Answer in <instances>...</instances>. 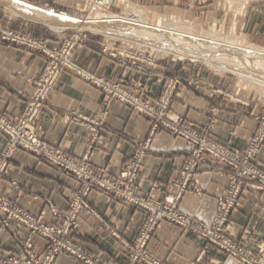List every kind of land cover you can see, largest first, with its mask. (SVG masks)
Segmentation results:
<instances>
[{
    "label": "crops",
    "instance_id": "crops-1",
    "mask_svg": "<svg viewBox=\"0 0 264 264\" xmlns=\"http://www.w3.org/2000/svg\"><path fill=\"white\" fill-rule=\"evenodd\" d=\"M14 1L66 15H84L81 7L86 4V0H30L38 5L36 6L24 0ZM0 23L25 30L24 32L39 33L41 37L48 39L51 45L58 44V36L30 20H12L2 8ZM242 23L249 38H263L264 1L252 3L248 8V17ZM74 61L80 68L98 75L115 77L125 74L129 83H143L147 88V96L151 98L159 96L166 79L179 68L178 63L159 61L151 72L133 69L103 53L102 38L91 34H87L86 42L76 51ZM45 66L44 56L10 44L2 40L0 35V109L8 118H13L23 111L33 91L31 80L41 75ZM191 74L206 77L209 82L228 90L226 81L209 75L206 71L192 70ZM106 100L107 96L101 90L81 76L69 70L64 71L40 118V132L47 141L59 146L73 158L78 159L88 152L93 166L106 167L112 174H116L130 159L135 146L148 140L151 123L129 106L112 100L107 108L108 116L103 123L97 125L100 138L94 147L88 150L90 127L101 121V113L106 109ZM215 106H220V109L212 127L214 137L233 149L244 151L256 126L252 117V112L257 109L254 106L228 101L225 103L222 102L221 96L211 97L202 89L183 84L171 110L201 128ZM6 142L7 137L0 132V149ZM185 157L186 147L181 138L165 131L156 133L151 138L147 155L138 173L139 185L143 190H147L153 183H157L160 188L159 196L163 195L167 182L176 178ZM257 162L264 168V148ZM213 168L212 164L200 166L196 185L203 190V196L188 193L180 204L181 212L196 216L204 222L214 219L217 210L216 199L224 192L227 184L226 171L212 172ZM9 174L23 188L19 204L35 214L40 212L43 202L39 197L34 199L31 192L50 195L58 208L65 210L69 192L77 185V182L59 167L40 161L33 153L21 149L17 150L11 159ZM0 191L10 198L18 196L17 189L11 188L8 181L0 184ZM92 200L99 214L112 226H116L124 238L130 239L139 231L144 216L134 206L101 193H94ZM23 233L29 235L27 230H23ZM227 233L230 238L243 242L252 250H256L257 245L264 242L263 191L253 188L243 190L241 205L233 211ZM75 237L80 244L88 247L109 264L127 263L125 247L95 216L86 212L81 214V224ZM32 239L37 248H44L45 243L41 237L32 234ZM203 245V240L193 231L163 222L158 225L149 248L167 264H190L202 251ZM0 252L23 254L13 229L2 230L0 227ZM56 264L76 263L68 257H60ZM198 264L242 263L218 248L209 246Z\"/></svg>",
    "mask_w": 264,
    "mask_h": 264
},
{
    "label": "built area",
    "instance_id": "built-area-1",
    "mask_svg": "<svg viewBox=\"0 0 264 264\" xmlns=\"http://www.w3.org/2000/svg\"><path fill=\"white\" fill-rule=\"evenodd\" d=\"M115 1L91 0L89 5H92V10L86 18L98 19L97 16H119L125 13L124 11L116 13L112 10ZM129 2L123 0L121 3L129 7ZM162 20L165 21L164 18ZM67 31H70V28L58 32L57 34L60 35L58 44L51 45L46 38L36 37L32 33L0 24L2 40L39 53L46 60L42 74L31 80L33 91L23 111L13 118H8L0 109V132L7 137L5 146L0 149V184L8 181L11 188L17 189L18 192L17 197L10 198L0 191V227L2 230L13 229L23 250L22 255L0 252V264H56L60 257H68L76 264H109L77 241L75 234L80 227L83 212L98 218L100 223L125 247L126 264H167L149 248L158 225L163 222L191 230L203 240L202 251L190 264H198L209 246L218 248L242 264H264V242L258 244L256 250H252L243 242L230 238L227 233L232 213L241 205L243 190L253 188L264 192V168L257 162L264 148V111L256 109L252 112L256 126L249 138L247 148L244 151L233 149L216 140L212 133L218 111L223 104L211 109L208 120L201 128L171 110L183 84L202 89L211 97L221 96L222 102L249 106V103L241 97L236 100L231 96L228 97L229 94L223 87L209 82L206 77L191 74L192 70L205 72L204 68L197 64L198 59L179 58V62L173 59L172 62L178 63L179 68L166 79L159 96L151 98L147 96V88L143 83H129L125 74L115 77L98 75L80 68L74 61L76 51L87 40V34L101 37L103 53L136 70L152 71L158 61L151 53L142 50L129 52L134 42L129 44L123 39L90 30L72 28L71 32L67 33ZM126 45H130L128 49ZM67 70L81 76L107 96L106 109L101 113V121L90 127L87 138L88 150L92 149L100 138L98 126L108 116L107 108L112 100L129 106L151 123L148 140L135 146L130 159L116 174H112L106 167L93 166L88 152L78 159L73 158L59 146L47 141L40 132V118L46 103L60 75ZM239 91L241 90L237 91V96ZM162 131L169 132L184 141L186 157L176 178L167 182L164 194L159 196L160 188L157 183L143 190L137 179L151 138ZM20 149L33 153L40 161L59 167L77 182L69 192L65 210H60L50 195L34 191L31 192L34 199L39 197L43 202L40 212L32 213L29 208L19 204L18 200L23 188L10 176L9 166L15 152ZM204 164H212L214 167L212 172L227 173L226 188L216 199L217 210L211 222H204L180 210V204L186 194L195 193L203 196V190L196 185V179L200 166ZM94 193L106 194L114 200L134 206L144 216L139 231L130 239L124 238L117 227L112 226L96 210L92 200ZM23 230H27L29 235H25ZM32 234L42 238L45 243L44 248H37Z\"/></svg>",
    "mask_w": 264,
    "mask_h": 264
},
{
    "label": "rangeland",
    "instance_id": "rangeland-1",
    "mask_svg": "<svg viewBox=\"0 0 264 264\" xmlns=\"http://www.w3.org/2000/svg\"><path fill=\"white\" fill-rule=\"evenodd\" d=\"M24 1H28L29 3L38 6L37 4L33 3L30 0H24ZM90 1L91 0H86L85 1L86 4L81 7L84 15H69V16L62 15V16L75 20H83V19L89 20L90 17L86 18V16L92 10V5H89ZM129 1H130L129 7L126 5L124 6V4L121 3L123 2V0L115 1L114 8H112V10L116 13H121L123 11L125 12L122 15H119L118 17H122L124 15V16H128V18L130 17V19L135 18L140 22L144 21V18H146L145 20L146 22H144L143 26L140 27V29H142L143 32H148L150 34L151 33L150 31L160 32L161 29V32H163L166 37L170 36L169 39H171L172 41H174L175 39L178 45H182L190 49H199L203 47L200 46L199 44H197V46H193V42L196 40L195 38L192 39L193 36V37H197L200 40V42L205 45L204 49H209L207 45L210 44L212 45L214 42H217V41H212V39L216 40L222 37L223 38L228 36L232 37L234 39L233 41L236 43H232L231 47H227V46H220V47L232 49L230 52H228L229 55L231 54L235 56V58L237 59L236 62L238 63V65L241 67L242 70L244 69L246 70L247 68L249 70H252L250 71V73L247 72V75L241 76L229 70L228 71L221 69L217 70L214 68L215 66L213 64L208 63V61L203 59H198L199 61L197 62V64L202 66L209 75L215 76L217 78H221L222 81L227 82L229 86H228V90L225 91L226 93L229 94L228 97L231 96V98L234 100H236V98L238 97H241L243 100H246L251 107L254 106L258 110L264 111V51L261 52L260 55H257L258 59L260 58V61H256L252 59V57L249 59L245 55V54H250L247 53V51L251 47L261 46L264 48V37L263 38L259 37L258 39L249 38L246 35V32L244 31V25L242 23L244 19L248 17L249 6L252 5V3L254 2H262L264 0H248L244 7H242L239 4V0H129ZM125 3H127V1H125ZM135 4L139 5L140 7H137ZM29 6L32 7L31 5ZM133 6L136 8L135 9L132 8ZM8 7L9 6L7 4V0L4 1L0 0V8H2L4 10V13L9 18H12V20L22 19V18L25 20H30L32 22H35V24L42 26L45 30H47V32L52 33L56 36H60L58 35L59 34L58 32H60V30H54L44 23L33 21L25 17H18L11 10H9ZM45 11L57 15V13L54 11L51 10L47 11V9ZM136 14L138 17L135 16ZM161 17L165 19V21L162 20L163 23H165L168 26V28L172 30H168V29L163 30L162 28L157 26V20L158 18ZM0 24L4 25L2 23ZM4 26L9 27V25H4ZM127 26H128L127 31L129 33L131 31H132L131 33L133 34L136 33L134 31L136 30V28H134L133 25L128 24ZM129 27H133V28L129 29ZM149 27L152 28L148 29ZM72 28H70V31H67V33L71 32ZM80 29L86 31L90 30L92 32L96 31V30L93 31V29L88 27L87 28L82 27ZM136 34H138V32ZM110 35L111 36L109 35L107 36L123 39L129 44H131V42H134L142 47L140 48V46L132 43L129 52H131V50L147 51L151 53V55L154 56L158 62L167 61V60L172 62L173 59L179 62L180 60L179 58L173 57L169 54L163 52H157L155 51V49L149 47L152 45L157 48V46L160 44L156 42L153 37H149L146 34L141 36V38L144 39L143 40L144 43H146L144 45L139 43L138 41L126 39L125 37L119 36L120 34L111 33ZM152 35L153 34L151 33V36ZM164 41H168V40H164ZM129 46L130 45H126V48L128 49ZM249 56L250 55H248V57ZM226 57L228 58V56ZM241 57H243V59ZM190 58L192 57H187L186 60H191ZM239 89L241 91H239V95L237 96L236 93Z\"/></svg>",
    "mask_w": 264,
    "mask_h": 264
},
{
    "label": "bare ground",
    "instance_id": "bare-ground-1",
    "mask_svg": "<svg viewBox=\"0 0 264 264\" xmlns=\"http://www.w3.org/2000/svg\"><path fill=\"white\" fill-rule=\"evenodd\" d=\"M4 1V0H3ZM248 0H239V4L244 7L245 4L247 3ZM7 4L9 6V10H11L14 14L31 19L33 21L41 22L46 25H48L50 28L54 30H63L66 28H72V27H77V28H91L96 30V33H101V34H106L111 36L110 34H120L119 36L125 37L126 39H131L138 41L141 44H146L144 43V39L141 38L143 35H148L149 37H153L156 42H158L160 45L157 46H149L152 49H155L157 52H163L166 54H169L173 57L176 58H187V57H192L193 59H203L208 61V63L213 64L215 69L219 70H225V71H232L235 72L238 75H247V72L250 73L248 68L245 70H242L241 67L238 65L236 62V58L233 55H229L228 52H230L232 49L229 48H222L220 46H227L231 47L232 43L234 42L233 38L228 36V37H222L220 39H212V41H217L214 42L212 45H207L209 49H204L205 45L200 42V40L197 37H193L192 39H196L193 42V46H197L199 44L200 46H203L199 49H190L188 47H184L182 45H178L174 39L172 41L170 36L166 37L163 32H156V31H150L153 35L151 36V33L149 34L148 32H143L142 29H140L141 26H143L144 22H146V18H144V21L140 22L136 20L135 18H128V16H111V15H103V16H97L98 19H92L90 17L89 20L83 19V20H75L67 17H62L55 15L51 12H46L38 8L30 7L29 5L17 2V1H7ZM136 8V7H132ZM131 8V9H132ZM244 9V8H243ZM131 12V11H129ZM134 13V12H133ZM132 13V14H133ZM140 13V12H139ZM142 13V12H141ZM137 16V14L135 15ZM138 17V16H137ZM94 18V17H93ZM139 19V18H138ZM140 20V19H139ZM133 25L136 30H134L138 34H133L129 33L127 31L128 26L127 25ZM136 25V27H135ZM157 26L162 28L163 30H172L168 28V26L163 23L162 18H158L157 20ZM179 26V25H178ZM129 27V29L133 28ZM152 27H149L148 29H151ZM133 30V29H132ZM147 30V29H146ZM141 33V34H140ZM115 36V35H114ZM198 36V35H196ZM159 40V41H158ZM168 40V41H164ZM170 40V41H169ZM238 40V39H237ZM236 41V40H235ZM165 42V43H164ZM194 48V47H193ZM221 48V49H219ZM250 50V51H249ZM264 51V48L261 46H254L248 49L247 53L250 54H245L247 58H251L260 61V58L258 59L257 55H260L261 52ZM248 55H250L248 57ZM228 56V58L226 57ZM243 59V57H241Z\"/></svg>",
    "mask_w": 264,
    "mask_h": 264
},
{
    "label": "trees",
    "instance_id": "trees-1",
    "mask_svg": "<svg viewBox=\"0 0 264 264\" xmlns=\"http://www.w3.org/2000/svg\"><path fill=\"white\" fill-rule=\"evenodd\" d=\"M14 29H17V30H22V29H19V28H17V27H14ZM22 31H25V30H22ZM27 32H29V33H32L34 36H36V37H41L40 36V34L39 33H35V32H31V31H27Z\"/></svg>",
    "mask_w": 264,
    "mask_h": 264
}]
</instances>
